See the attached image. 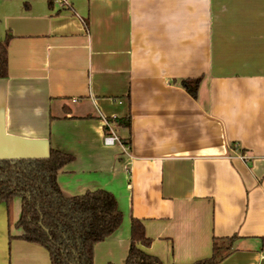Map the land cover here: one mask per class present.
Masks as SVG:
<instances>
[{
  "label": "crops",
  "instance_id": "crops-1",
  "mask_svg": "<svg viewBox=\"0 0 264 264\" xmlns=\"http://www.w3.org/2000/svg\"><path fill=\"white\" fill-rule=\"evenodd\" d=\"M68 2L0 0V156L62 152L65 196H114L122 224L93 264L125 262L131 218L162 264L209 258L213 238H233L218 264H264V0ZM20 210L10 225L0 204V264H48L17 238Z\"/></svg>",
  "mask_w": 264,
  "mask_h": 264
},
{
  "label": "trees",
  "instance_id": "trees-1",
  "mask_svg": "<svg viewBox=\"0 0 264 264\" xmlns=\"http://www.w3.org/2000/svg\"><path fill=\"white\" fill-rule=\"evenodd\" d=\"M9 37L0 43V79L7 77ZM199 79L183 80L184 90L197 97ZM114 122L129 128L127 115ZM72 161L70 155L49 150L45 157L0 160V204L11 225L12 200L21 199L19 219L14 224L18 239L43 247L48 264H93V248L110 237L122 224L123 216L114 196L96 189L67 197L58 184V172ZM130 246L123 264H162L142 249L150 247L142 222H129ZM233 238H213L209 258L192 264H218L229 255ZM113 264V263H107Z\"/></svg>",
  "mask_w": 264,
  "mask_h": 264
},
{
  "label": "built area",
  "instance_id": "built-area-1",
  "mask_svg": "<svg viewBox=\"0 0 264 264\" xmlns=\"http://www.w3.org/2000/svg\"><path fill=\"white\" fill-rule=\"evenodd\" d=\"M60 4L63 5L64 8H69V2L68 0H59ZM104 122V137H103V144L105 146H112L115 143H120V140L118 139L117 135L115 134L111 121H107L103 119Z\"/></svg>",
  "mask_w": 264,
  "mask_h": 264
},
{
  "label": "water",
  "instance_id": "water-1",
  "mask_svg": "<svg viewBox=\"0 0 264 264\" xmlns=\"http://www.w3.org/2000/svg\"><path fill=\"white\" fill-rule=\"evenodd\" d=\"M19 158H38V157H33V156H18V157H11V156H0V160H4V159H19Z\"/></svg>",
  "mask_w": 264,
  "mask_h": 264
}]
</instances>
